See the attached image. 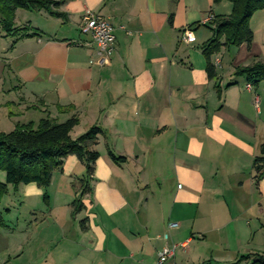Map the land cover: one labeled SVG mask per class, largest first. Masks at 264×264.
Masks as SVG:
<instances>
[{"label": "crops", "instance_id": "0c3cea01", "mask_svg": "<svg viewBox=\"0 0 264 264\" xmlns=\"http://www.w3.org/2000/svg\"><path fill=\"white\" fill-rule=\"evenodd\" d=\"M85 9L114 27L101 67L90 63L94 47L79 29ZM231 9L212 0H64L62 18L16 11L15 23L35 35L13 42L0 33L1 118L75 116L72 139L92 126L101 133L80 210L72 202L85 167L68 155L49 185L54 193L62 186V217L49 198L21 213L24 228L0 212V264H153L165 242L177 245L174 264H250L240 257L264 254V176L255 181L252 170L264 140V82L234 74L264 59V41L252 30L249 47L230 46L227 65L230 47L213 55L212 78L201 50L210 22ZM18 187L24 198L41 194L35 183ZM44 220L58 231L40 242L28 230Z\"/></svg>", "mask_w": 264, "mask_h": 264}, {"label": "trees", "instance_id": "16d2710c", "mask_svg": "<svg viewBox=\"0 0 264 264\" xmlns=\"http://www.w3.org/2000/svg\"><path fill=\"white\" fill-rule=\"evenodd\" d=\"M63 1L0 0L1 35L13 37V42L35 35L34 32H29L28 26L16 25V11L44 10L51 16L62 18L63 14L58 8ZM221 1L230 2L231 12L226 16L215 17L210 24L208 23L213 35L201 48L210 78L215 72L212 56L230 46L245 44L249 47L253 40L249 20L256 11L264 10V0H212L214 4ZM234 74L245 77L252 85L264 81V59L236 67ZM77 122L75 116L64 122H56L45 116L37 123L17 124L9 132H0V172H4V181H0V200L7 193L9 185L16 188L20 184L35 183L38 187L47 188L52 173L61 169L68 155H74L85 167V176L81 179V193L72 202L74 211L80 210V199L88 190L89 177L99 156L95 146L101 130L97 126H92L72 139L70 131ZM108 153L115 161L123 160L110 151ZM252 170L255 181L264 176V140L260 143L258 153L252 161ZM43 200L47 203L46 192L43 194ZM249 258L252 259L250 264H264V254H247L241 256L240 260Z\"/></svg>", "mask_w": 264, "mask_h": 264}, {"label": "rangeland", "instance_id": "374dc122", "mask_svg": "<svg viewBox=\"0 0 264 264\" xmlns=\"http://www.w3.org/2000/svg\"><path fill=\"white\" fill-rule=\"evenodd\" d=\"M20 12H26V11H22V9ZM20 13L17 18H16V23L19 25L20 23V17L21 14ZM27 14V13H26ZM264 10H260V11H256L254 13V15L251 16L250 20H249V27L251 30L255 31V40L256 41H264V31H260L257 30L258 27H262L264 25ZM16 24V25H17ZM47 27H52L54 28L53 24H46ZM260 44L262 42H259ZM259 44V45H260ZM226 51V50H225ZM235 51V47H230V51H226L224 53V62L226 63V65L229 63V61L232 59L233 57V52ZM264 81H260L258 82L259 84L262 83ZM10 111L13 113H16V109L12 106L9 107ZM1 113V112H0ZM1 115V114H0ZM18 115L15 114L13 117L10 116L9 117H5L6 119L1 118L0 116V132H9L11 129H13L15 123L20 119L19 117H17ZM38 122V121H37ZM36 122V123H37ZM0 181L3 182L4 181V172H0ZM24 184H20L18 186H22ZM50 185V184H49ZM47 188H41L38 187L37 188L40 190L41 194L39 195L38 199L34 198V197H27L28 195H26V198H24V193L21 192V190L19 189L20 187H12L11 185L8 186V190L7 193L1 198L0 200V212L2 213V216L4 218V220H10L13 223H16L19 221V224L17 223L16 225H19L20 227H25L29 224V222H27L26 224H23L22 220L19 219V217H22L23 215H21V213H25L27 212L28 207L33 206V207H40L41 209L44 207V205L46 206V202L43 200V194L44 192H46L49 200H50V206L52 207V211L55 213V215H57L58 217H62V186L61 188H59V190L61 192L59 193H54V185L50 186ZM47 190L49 191V193L47 192ZM44 201V203H43ZM5 203L7 204L9 211H6L8 208L5 207L4 210L1 209V207L5 206ZM43 206V207H42ZM73 211L75 210V207L72 206ZM6 211V212H5ZM21 215V216H20ZM59 217V218H60ZM19 219V220H18ZM69 229V228H68ZM29 233H34V238L35 239H39L41 240L40 242H45L47 240H43L44 236L48 237L50 235H54L57 233L58 231V227L57 225H55L54 223H52V221H48V220H44L43 223H41L40 225H38L35 229L34 228H30ZM24 233H27V231L25 230Z\"/></svg>", "mask_w": 264, "mask_h": 264}, {"label": "built area", "instance_id": "2783aa9c", "mask_svg": "<svg viewBox=\"0 0 264 264\" xmlns=\"http://www.w3.org/2000/svg\"><path fill=\"white\" fill-rule=\"evenodd\" d=\"M209 19V18H208ZM80 32L89 36L88 45L94 47V57L91 58L90 63L97 66H104L108 64L110 56L113 51V44L115 40L114 27L112 24L102 16L85 9L80 17ZM191 32L186 30L182 36V40H188ZM219 61L214 59V66H218ZM249 88L250 85H247ZM178 224L176 222H169V228H175ZM167 240V235L163 236ZM184 246V244H181ZM176 244L165 242L157 253L156 259L153 264H174V250Z\"/></svg>", "mask_w": 264, "mask_h": 264}]
</instances>
